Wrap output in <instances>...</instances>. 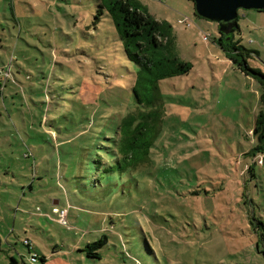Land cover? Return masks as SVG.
<instances>
[{
	"label": "rangeland",
	"instance_id": "rangeland-1",
	"mask_svg": "<svg viewBox=\"0 0 264 264\" xmlns=\"http://www.w3.org/2000/svg\"><path fill=\"white\" fill-rule=\"evenodd\" d=\"M136 1L193 68L160 82L158 137L128 164L115 131L137 112V65L110 16L96 21V0H0V264H264L260 83L193 0ZM238 24L264 71V10Z\"/></svg>",
	"mask_w": 264,
	"mask_h": 264
},
{
	"label": "trees",
	"instance_id": "trees-1",
	"mask_svg": "<svg viewBox=\"0 0 264 264\" xmlns=\"http://www.w3.org/2000/svg\"><path fill=\"white\" fill-rule=\"evenodd\" d=\"M96 8V21H100L104 14L110 16L123 40L128 59L137 65L132 86L137 112L132 110L120 119L115 131L116 141H119L116 154L126 159L128 164H136L149 159L159 134L162 117L160 82L168 77L189 73L193 65L181 60L175 53L171 25L142 10L136 0H96ZM239 30L238 24L230 34L220 31L218 44L239 69L260 83L261 108L255 119L253 133L258 142L255 150L264 153V71L250 65L248 58L253 51L234 38L235 32ZM107 242L108 238L104 235L88 242L82 251H86L87 257L92 260L101 259L97 249ZM26 245L30 248V242ZM41 260L46 261L43 256ZM11 264H17L14 257Z\"/></svg>",
	"mask_w": 264,
	"mask_h": 264
},
{
	"label": "water",
	"instance_id": "water-1",
	"mask_svg": "<svg viewBox=\"0 0 264 264\" xmlns=\"http://www.w3.org/2000/svg\"><path fill=\"white\" fill-rule=\"evenodd\" d=\"M196 12L220 25V31L230 34L238 25L239 9L264 10V0H193Z\"/></svg>",
	"mask_w": 264,
	"mask_h": 264
},
{
	"label": "built area",
	"instance_id": "built-area-1",
	"mask_svg": "<svg viewBox=\"0 0 264 264\" xmlns=\"http://www.w3.org/2000/svg\"><path fill=\"white\" fill-rule=\"evenodd\" d=\"M206 40H208V36L204 37ZM9 69H7L6 66H0V90L3 86V80L2 78H6L9 75ZM60 221L62 224H67V210L63 209L60 212ZM27 242V241H26Z\"/></svg>",
	"mask_w": 264,
	"mask_h": 264
}]
</instances>
